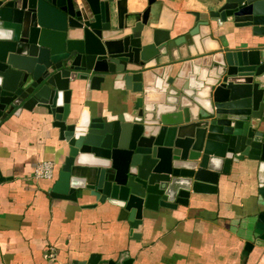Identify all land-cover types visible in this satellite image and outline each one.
Returning a JSON list of instances; mask_svg holds the SVG:
<instances>
[{
  "label": "water",
  "instance_id": "obj_1",
  "mask_svg": "<svg viewBox=\"0 0 264 264\" xmlns=\"http://www.w3.org/2000/svg\"><path fill=\"white\" fill-rule=\"evenodd\" d=\"M157 1L129 13V0H0V125L38 111L59 141L52 197L93 198L83 208L128 222L134 239L146 212L217 194L242 163L264 199V41H220L236 30L264 39V0H211L174 39L151 23ZM110 89L124 92V112L75 115L74 98ZM255 237L246 254L264 241V211ZM75 264L131 263L93 254Z\"/></svg>",
  "mask_w": 264,
  "mask_h": 264
},
{
  "label": "crops",
  "instance_id": "obj_2",
  "mask_svg": "<svg viewBox=\"0 0 264 264\" xmlns=\"http://www.w3.org/2000/svg\"><path fill=\"white\" fill-rule=\"evenodd\" d=\"M212 7L211 0H158L150 19L174 39L195 29V12L208 13ZM146 8L148 0H129V13ZM225 29L226 34L235 31ZM235 32L220 38L224 49H251L264 41H248L249 31ZM213 37L219 38L214 31ZM73 105L75 115L126 110L124 92L111 89L88 91ZM58 149L57 135L38 111L14 115L0 125V171L6 179L0 184V264H75L93 254L131 264H264V241L246 254L247 243L257 241L255 229L264 211L261 184L248 164L221 177L217 194H192L187 207L146 212L135 231L139 239H134L128 222L101 207L83 208L95 204L93 198L78 205L52 197ZM49 161L56 163L55 177L35 179L37 166Z\"/></svg>",
  "mask_w": 264,
  "mask_h": 264
},
{
  "label": "built area",
  "instance_id": "obj_3",
  "mask_svg": "<svg viewBox=\"0 0 264 264\" xmlns=\"http://www.w3.org/2000/svg\"><path fill=\"white\" fill-rule=\"evenodd\" d=\"M56 164L53 161L40 163L34 172L35 179H47L52 180L55 176ZM53 257V255H50Z\"/></svg>",
  "mask_w": 264,
  "mask_h": 264
}]
</instances>
